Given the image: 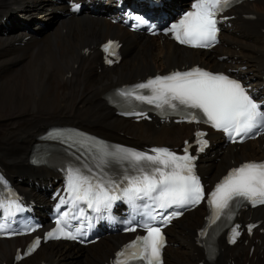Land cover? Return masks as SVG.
Instances as JSON below:
<instances>
[{"label":"bare ground","instance_id":"bare-ground-1","mask_svg":"<svg viewBox=\"0 0 264 264\" xmlns=\"http://www.w3.org/2000/svg\"><path fill=\"white\" fill-rule=\"evenodd\" d=\"M239 7L241 12L233 18V29L223 32L226 47L222 51L228 53L235 63L239 60L254 73L264 55V0ZM54 8L51 0H0L1 18L14 17L17 20L19 15L15 9L23 21L43 17L38 20L47 25V30H40V36L32 38L24 46L13 44L19 38H15L12 31L6 33L5 29H0V164L14 176L21 177L19 185L41 202L42 192L33 182L40 183V178L46 177L49 172L36 171L25 161L31 145L37 141L35 137L46 126L81 125L102 135L138 144L177 142L184 129L134 124L120 119L114 116L103 95L109 86L136 74L180 65L185 61H208L211 58L210 54H197L167 41L151 39L131 46L128 49L131 53L118 67L98 72L94 63L96 55L84 57L80 51L86 45L99 42L116 27L98 16H78L68 19L61 27H54ZM243 13H254L255 20L247 21L241 17ZM235 32L239 37L235 36ZM190 219L187 217L186 220ZM190 231L180 221L174 222L167 230L179 252H168L166 263L193 264V259L185 256ZM127 238H104L86 250L75 249L68 244L41 247L19 264H103L108 251ZM10 243L0 242V258L7 259L8 264L13 251ZM229 251L233 258L238 257V251ZM258 261L255 264H264Z\"/></svg>","mask_w":264,"mask_h":264},{"label":"snow or ice","instance_id":"snow-or-ice-1","mask_svg":"<svg viewBox=\"0 0 264 264\" xmlns=\"http://www.w3.org/2000/svg\"><path fill=\"white\" fill-rule=\"evenodd\" d=\"M232 2L233 0H194L193 11L185 12L178 23H173L171 28L165 31H171L181 44L200 48L211 47L217 42L216 16ZM75 7L78 8V5ZM137 20L144 23L140 17H137ZM114 46V42L109 41L104 46L105 51L115 55L110 51ZM107 62L112 63V60ZM143 89L149 90L150 94L138 92ZM120 95L152 104L161 109V114H166L164 108L167 106L172 114L181 115L188 122L210 123L212 127L222 129L234 142L237 137L242 141L254 130L264 128V106L258 104L238 80L222 73L204 71L199 67L174 71L164 76L157 75L135 85L133 91H122ZM194 109L199 112L191 111ZM199 113H203V117L207 119L203 120ZM195 135L196 143L200 145L198 151H203L207 146V141L203 139L206 134L197 132ZM185 144L183 155H177L167 148H152L150 152L154 155L118 148L117 151L122 154L120 159L129 161L133 167L140 166L138 171L141 173L132 178L125 177L128 179V187L123 189V195L129 200H134L142 198L143 194L157 200L161 209L172 205L183 207L200 203L204 198V189L193 171L192 161L195 157L189 153L187 141ZM91 179L79 169L69 170L70 186L77 192L83 188L84 197L89 199V207L94 203L97 211L101 206L111 208V202L119 197L109 193L119 185H113L111 182H108L107 187L101 183L93 185ZM85 185L87 187H84ZM154 192H158L155 197L152 196ZM208 195V203L213 209L212 223L220 219L225 210L229 213L227 218L231 219V202L236 198H243L253 206L257 203L264 204V162H245L231 169ZM179 215L180 212H172L164 216L163 221L166 224ZM152 219L155 220V217ZM57 223L59 224V221ZM143 227L147 235L137 237L118 252L114 264H131L134 260L143 261L144 264H162L161 249L164 247V236L161 228L149 224H144ZM252 227L254 226H249V232ZM128 230L135 231V228ZM60 231L63 232V229ZM232 233L231 242L235 243V237L239 235L237 228H233ZM48 237L53 238L54 233H48ZM65 238L76 239V236L66 233ZM35 243L38 244L39 240Z\"/></svg>","mask_w":264,"mask_h":264},{"label":"rangeland","instance_id":"rangeland-1","mask_svg":"<svg viewBox=\"0 0 264 264\" xmlns=\"http://www.w3.org/2000/svg\"><path fill=\"white\" fill-rule=\"evenodd\" d=\"M14 11L17 13V16L19 17V18H21L22 19V17L20 16V14L14 9ZM38 19H43V17H38L36 20H38ZM34 20V19H33ZM53 24H55V22H53ZM52 74V73H51ZM41 124H45V123H41ZM99 133V132H98ZM116 135H118V133L116 134Z\"/></svg>","mask_w":264,"mask_h":264}]
</instances>
